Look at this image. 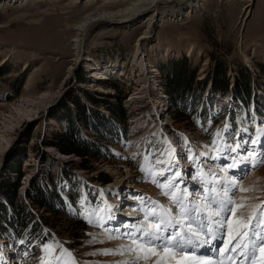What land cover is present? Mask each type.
<instances>
[{
  "label": "rangeland",
  "instance_id": "rangeland-1",
  "mask_svg": "<svg viewBox=\"0 0 264 264\" xmlns=\"http://www.w3.org/2000/svg\"><path fill=\"white\" fill-rule=\"evenodd\" d=\"M135 1L0 2V182L8 179L16 182L20 179L16 199L29 220L24 239L26 242L32 241L33 245L22 250L23 245L0 232V253L2 255L4 252L8 257L2 259L5 262L11 259V264H129L135 260L136 257L122 260L125 252L120 251V241L123 240L113 238L117 236L116 233L110 237L115 240L103 242V236H108L103 228L105 214L103 210L100 213V209L108 195L100 188L124 184L126 191L136 197L137 205L143 206L144 211L143 200L146 198L167 201L168 198L161 195L162 190L152 182L153 179H159L158 175H150L158 171L151 164L153 157L149 155L150 148L154 151L155 145L147 149L146 158L142 153L144 159L135 157L133 151L125 149L130 140L143 134V131L136 134L132 132L139 125L143 126L145 119L150 124L148 129L156 130L158 135H165L159 139V143L171 139L177 144L183 137L193 150L201 146L200 150L204 152L209 149L202 146L209 145L213 139L217 144L222 142L225 124L230 128L235 127L233 116L240 122L241 128L261 129L258 133H264V126L260 124L264 120V0H198L194 9H186L180 2L159 5L146 18L154 20L153 27H149L146 20L129 25L121 24L120 20H116V23L99 22L87 31L82 45H77L76 28L88 14L116 11ZM143 35L146 38L139 40ZM140 42L147 51L140 49L137 52V43ZM162 54H165L164 58ZM78 55L80 62L73 74L69 75V68ZM89 58V62L95 61L97 65L95 67L93 63L95 68L90 70L86 65ZM140 58L144 60L143 69L140 62H136ZM112 61H117V67L122 70L117 73L123 74L120 81H114L116 84L107 76L99 78L106 71V65ZM147 61L159 68L158 84L160 81L161 85L165 77L180 66L179 63L185 62L187 72L194 78V85L188 98L179 101L176 107L191 115L189 124L182 118L175 120L171 109L165 110L163 119L158 117V110L167 104L161 106L162 100L170 102V97L167 99L168 94L162 87L160 95L153 90L151 78L155 71L148 72L150 66ZM220 67L230 84L229 93L215 95L210 86L213 77H217L215 69ZM93 71H98L96 76H92ZM244 73L250 74L253 92L248 104L235 97L233 91L235 83L241 80ZM205 81L206 88L202 91ZM67 92H70L69 98L72 95L67 105L75 111L73 98L90 108L91 114L101 112L106 117H111L109 109L103 107L106 102L115 104L119 101L118 97H122L123 106H127L128 119L126 125H122V129L126 128L123 137L121 126L115 125L112 135H104L80 125L104 149L101 153L104 157L93 161L90 171L82 168L83 160L80 157L62 155L53 143L64 132L68 121L63 116L48 118V115ZM162 94L165 98H160ZM228 94L231 95L230 104L224 108ZM90 97L101 105L95 107ZM247 112L255 118L250 124L241 115ZM91 114L90 117H94ZM161 121L165 125L169 122L170 125L162 130L153 127L156 126L155 122L160 124ZM216 132L220 135L216 136ZM100 138L108 139L109 142L100 143ZM262 159L260 157L257 162L253 160L251 171L255 170L257 179L264 182ZM217 160L211 161L210 165H216ZM199 168L200 164L194 165L191 174H196ZM251 171L245 169L242 178L238 177L241 181L245 180V173L251 174ZM106 176L108 182H102L101 179L104 180ZM35 181L40 185L47 184L51 190L56 189L64 198V205L56 207V211L61 213L58 217L46 208L36 206L29 197L30 190L31 194H36L33 187ZM260 190L256 201L254 197L250 203L251 206L259 205L258 209L262 211L264 186ZM238 200L240 204L241 200ZM0 203L7 207L6 214L0 210V222L8 219L13 223L17 215L15 206L1 195ZM106 216L109 220L108 211ZM248 216L252 215L244 217ZM76 222L81 224L79 232L71 230ZM43 241H47L46 250ZM62 249H67L72 255L68 256L66 252L61 255ZM0 264H3L1 259Z\"/></svg>",
  "mask_w": 264,
  "mask_h": 264
},
{
  "label": "snow or ice",
  "instance_id": "snow-or-ice-1",
  "mask_svg": "<svg viewBox=\"0 0 264 264\" xmlns=\"http://www.w3.org/2000/svg\"><path fill=\"white\" fill-rule=\"evenodd\" d=\"M241 115L248 124L255 119L250 112ZM232 122L235 127L230 128L225 124L221 144L213 139L209 145L202 146L208 148V152L201 151V146L193 150L183 137L177 143L185 152L184 159L191 157L193 165L200 164L197 173L191 177L200 182V187L192 192L188 191L185 183L187 174L181 171L179 158H172L176 155L173 142L169 141L163 152L159 145L154 146V151L150 148L149 155L153 157L151 164L158 169L150 175L159 177L152 182L168 199L166 203L150 197L144 199L143 216L125 223V231L120 235L131 240L132 244L124 251L140 253L129 264H139L141 259L147 261L153 257H156L153 264H257V252L260 255L259 264H264V210L255 220L252 216H238V209L244 205L235 202L236 193L247 189H241L230 176H220L208 166L211 161L223 157L233 161L222 167L221 171L225 173L227 169L236 172L247 167L251 171L254 167L256 147L260 143L257 130H250L247 126L241 128L235 116ZM260 124L264 126V120ZM215 135L219 136L220 133L216 132ZM260 155L264 157V149L260 150ZM141 170H144L143 167ZM181 185L184 187L181 188ZM245 219L251 222L250 226L244 223ZM241 225L244 231L233 235V227ZM225 239L228 243H225ZM234 240L236 242L232 243ZM18 242L24 246L22 250L33 246L32 241L21 239ZM42 245L46 250L47 241H43ZM65 252L68 256L72 255L67 249H62L61 255ZM177 257L182 258L178 260Z\"/></svg>",
  "mask_w": 264,
  "mask_h": 264
},
{
  "label": "trees",
  "instance_id": "trees-1",
  "mask_svg": "<svg viewBox=\"0 0 264 264\" xmlns=\"http://www.w3.org/2000/svg\"><path fill=\"white\" fill-rule=\"evenodd\" d=\"M184 63H179L180 66H178L177 64L178 67L176 69H173V72H170L165 77L163 85L167 91L168 97H170L172 100L173 108L171 109V115L173 114L175 120L182 118V120L188 121L189 124L191 115L185 114L183 110L176 107V104H179V101L188 98L194 85V78L190 75V73L187 72V67L186 65H184ZM215 72L217 74V77H213L212 79V93L215 95L221 93L224 95L227 94V92L229 93L230 84H228L227 80L225 79V72L221 67L215 69ZM250 78V74H242L241 80L237 81L233 88L234 90L232 89L234 91L235 97L244 100V102H246L247 104L253 94ZM218 79L221 80L218 81ZM205 83L206 81L202 83V91L206 88ZM114 88L116 89L117 87L114 86ZM69 94L70 92H67L64 98L59 101L56 107H54L48 115V118H59L63 116L68 121L64 132L61 135H58L56 137V142L53 143L58 152L62 155H76L80 157L83 160L81 162L82 168L90 171L93 169L92 166H90L91 163L104 157L101 154L102 152H104V149L100 144H98V142H95L92 139V136L84 132L82 128L85 127L87 129H95L100 131L104 135H112L114 130L113 127L115 125L119 127L121 126V136L123 137L126 128L122 129V125H126V121L128 119L126 116V107L123 106L124 98L118 97V103L111 104L110 102H106L103 105V107L108 108L109 113H111V117L107 119L108 117H106V115H103V113L101 112H94L93 114H91L92 112L90 113V108H88L86 105L82 104L80 100H76L75 98H73V103L76 107V111L70 109L67 105V101L72 98V95L69 98ZM90 99L94 102L95 107L101 105L100 102L94 100L92 97H90ZM90 114L94 115V117H90ZM96 124L98 126H95ZM80 125H83V127H81ZM100 140V143H103V141H107L105 143L107 144L109 142L108 139L105 138H100ZM117 148L120 147L118 146ZM109 159H111V157H109ZM18 170L20 169L18 168ZM107 178L108 177L106 176V178L104 177V180L101 179V181L105 182L107 181ZM33 187L35 188L36 194H31L32 190H30L28 195L33 199L34 204L36 206L42 207V209L46 208L55 217H58L61 213L56 211V207L58 205H64L62 200L64 198L56 192V189L51 190V188L47 184L40 185L35 181ZM19 188L20 179H18V181L16 182H12L10 179L0 182V195L3 196L10 205L15 206V212L17 214L13 223L9 222L8 219L0 222V232L7 235L12 234L17 239H23L25 237L24 233L27 232V229L29 227V220L28 216L24 213L23 208H21L16 199ZM0 210H3L2 212H5L6 214V205L0 203ZM80 225V223L76 222L72 225L71 230L74 232H79ZM73 235L74 237H79V235Z\"/></svg>",
  "mask_w": 264,
  "mask_h": 264
},
{
  "label": "bare ground",
  "instance_id": "bare-ground-1",
  "mask_svg": "<svg viewBox=\"0 0 264 264\" xmlns=\"http://www.w3.org/2000/svg\"><path fill=\"white\" fill-rule=\"evenodd\" d=\"M6 2V1H9V2H13V1H17V0H0V2ZM198 0H136L135 2H133V3H131V4H129L126 8H121V9H118V10H116V11H104V12H96V13H92V14H88L86 17H85V19L78 25V27L76 28L77 29V35H76V40H75V42H77V45H82V43H83V40L85 39V35H86V33H87V31L90 29V27L91 26H93L94 24H96V23H99V22H108V23H113V22H115L116 23V20H120L121 21V24H134V23H137V22H144L145 20H146V18H147V16H149V14L151 13V12H155V11H153L152 9H154V10H156V8H158L159 7V5H164V4H166V5H172V4H175V3H181L182 5H184V6H186V9H194L195 8V4H196V2H197ZM201 1V0H200ZM189 3H191V4H189ZM189 4V5H188ZM184 6H182V7H184ZM185 10V9H184ZM147 21V24H148V26L150 27H153V19L152 18H149L148 20H146ZM147 32H145L144 34H146ZM146 38V36L145 35H143V36H140V39L139 40H144ZM79 43V44H78ZM80 47V46H79ZM137 47H138V53L141 51L140 49H142V51H147L146 50V47L143 49V47H142V44H141V42H140V44H138L137 43ZM77 54H79V53H77ZM143 55V54H142ZM163 56H162V58H164V55L165 54H162ZM166 56L168 57V54H166ZM90 57V56H89ZM92 57V56H91ZM107 58V57H106ZM156 58V57H155ZM146 60V59H145ZM148 60V59H147ZM166 60V59H165ZM89 61H91V59L89 58L88 59V62H86V63H88V64H86V65H88V68H89V70L91 69V68H95L97 65L94 63V62H89ZM99 61V60H98ZM104 61V60H103ZM140 62V66L142 67V69H143V64H144V60H142L141 58L140 59H137L136 60V62ZM80 62V59H79V55H78V57L76 58V60H75V63L74 64H72V66L69 68V71H68V74L70 75L71 73L73 74V72H74V70H75V67L77 66V64ZM96 62H97V60H96ZM93 63L95 64V67H94V65H93ZM121 63V62H120ZM147 63H149L148 61H147ZM102 64V63H101ZM113 64V63H112ZM112 64H107L106 65V71L104 72V74L102 75V74H100V76H99V78H102L101 76H106V74H107V71H113V70H115V72H117V71H122L121 69H119V67H117L118 66V64L117 63H114V65H112ZM154 64H155V62H154ZM157 64V63H156ZM147 65V64H146ZM149 66H150V69H148V72H153V71H155V75H154V77L153 78H151L152 79V86H153V90L156 92V94H159V92H160V89H161V87L165 90V92L167 93V91H166V89H165V87H164V85H161V83H160V81H159V84H158V80L160 79V73L158 72V69L156 68V66H151V63H149ZM111 67V68H110ZM146 67V66H145ZM148 67V66H147ZM123 68V67H122ZM104 69V70H105ZM117 69V70H116ZM141 70V69H140ZM86 71H88V70H86ZM96 72H98V71H96ZM96 72L95 71H93L92 72V76H96L95 74H96ZM114 73V72H113ZM126 73V72H125ZM157 75V76H156ZM93 79V78H92ZM128 80V79H127ZM92 81H94V80H92ZM106 81V80H105ZM96 82V81H95ZM122 82V81H121ZM155 84H154V83ZM116 84V83H115ZM211 86H212V84H211ZM210 86V87H211ZM155 87V88H154ZM232 89V88H231ZM106 91V90H105ZM154 93V92H153ZM208 94H210L209 93V91H208ZM160 95V94H159ZM140 96V95H139ZM142 97V96H141ZM160 98H165V95L164 94H162L161 96H160ZM167 99H169L168 98V96H167ZM138 100V99H137ZM155 100H157L156 99V97H155ZM161 100V99H160ZM159 100V101H160ZM143 100H141V102H142ZM159 101H157V102H159ZM133 102V101H132ZM162 105L161 106H164L165 104L164 103H167L166 104V106H164L165 107V109H164V107H162V110H158V117L160 118V119H163L164 117H163V113L164 112H166L165 110L166 109H172V106L170 105V103H172V101H171V98H170V102H168V101H163L162 100ZM144 103V102H143ZM169 103V104H168ZM170 105V106H169ZM221 105V104H220ZM166 116H167V114H166ZM107 119H109V118H107ZM258 120V119H257ZM154 122V121H153ZM141 123V122H140ZM164 123H163V121H161L160 122V124H157L156 122H155V125L156 126H153V127H155V128H158V129H163V127L165 128V126H169L170 125V123L168 122V125H163ZM172 124V123H171ZM139 125V124H138ZM149 126V125H148ZM148 126H147V129H148ZM124 127V126H123ZM136 127V126H135ZM134 128V127H133ZM132 129V128H131ZM134 129H136V128H134ZM133 129V130H134ZM175 129V128H174ZM153 135H156V136H158V133H157V131L156 130H152L151 128L150 129H148ZM165 130V129H164ZM261 130V129H260ZM260 130H258V131H260ZM263 130V129H262ZM258 131H257V133H258ZM133 133V132H132ZM257 136L259 137V139H260V142H262V141H264V133L261 131L260 133H258L257 134ZM166 139V138H165ZM171 140V139H170ZM174 142H175V140H174ZM130 144H132V143H130ZM220 144H221V142H220ZM263 148H264V145H263ZM262 147L260 148V147H258V149H257V152L258 151H260L261 149H263ZM125 151V150H124ZM129 153V152H128ZM260 153V152H259ZM258 157H259V155H258ZM259 159V158H258ZM257 157H256V160H255V162H257ZM214 162V161H213ZM216 165H208V166H211L212 168H214L215 169V171H216V173L218 174V175H220V176H223V175H225V174H227L228 176H230V178H232V179H234L236 182H237V184L240 186V187H242V189H247V191H244V190H241L240 192H239V196H237L236 195V198H235V200H236V203L237 204H239V200H238V198L241 200V203L240 204H243L244 205V207L243 208H241V209H238V211H237V215L238 216H245V215H252V217H253V220H255L256 218H258L259 216H260V212H261V210H258V208H259V205H253V206H251V203H250V200H253L254 199V197H255V201H256V199H257V194L259 193V192H261V190H260V188L262 187V186H264L263 184H264V182H262V180H259V179H257V176H258V174H257V172H255V170L254 171H251V174L249 173H247L244 177L246 178L245 180H242L241 181V179L238 177V176H242V170H240V172H233V170L232 169H227L226 170V173L224 172V171H221V169H222V167H224L225 166V164H231V160H228V161H226V159L225 158H223V157H221L220 159H219V161L217 162L216 161ZM221 164V165H219V164ZM243 169H244V167H243ZM205 171H206V167H205ZM243 177V178H244ZM186 184H187V187H188V191L189 192H192V191H194V190H196V189H198L199 188V186H196L194 183H193V181L192 180H190V179H188V180H186ZM111 185V184H110ZM195 185V186H194ZM110 189H112L113 190V193L116 195V201H111L110 202V205H111V211H110V213H111V217H112V214L113 213H115V214H119L120 212H126V214H128L130 217H133L134 215H135V213L136 214H138L137 212H135V211H133V209L131 208V209H129L128 208V205H129V203L130 202H132L131 201V199L129 198L130 197V192H128V191H126V188H125V185L124 184H121V185H117V186H111V187H109ZM252 191H253V194H252ZM253 197V198H252ZM260 199V198H259ZM159 201H161V202H164V203H166L167 201L166 200H159ZM261 207V206H260ZM258 211H260V212H258ZM114 218L115 219H121V217H119L118 215H115L114 216ZM113 218V219H114ZM141 218V217H140ZM139 218V219H140ZM139 219H137V220H139ZM118 223H120V222H117V223H112V226L111 227H113L114 229H115V226L116 225H120V224H118ZM126 223V222H125ZM244 223L245 224H249V226H250V223L251 222H249V221H247L246 219H245V221H244ZM124 224V222H121V226ZM122 229L124 230V228L122 227ZM123 230H122V232H123ZM244 231V227H243V225H241L240 227H236V226H234L233 227V235H236V233L237 232H243ZM121 232V233H122ZM112 233H116V232H112ZM120 232H118L117 233V236H115V237H113V238H120L121 240H123V241H120V242H122L121 243V247H120V251H123V252H125V257L123 256V259L122 260H124V261H126V260H128V259H132V258H134V257H137L138 255H140V253L139 252H131V253H129V252H127V251H124V249H126L127 247H129V246H131V244H132V241L131 240H129V239H125V238H123L120 234H121ZM108 237H104L103 235V242L105 241V242H109V241H113V240H115V239H112V238H110L112 235H111V233L110 232H107V234H106ZM237 239H239V237H237ZM117 240V239H116ZM125 241V242H124ZM236 242V241H235ZM234 242V243H235ZM113 243V242H112ZM225 243H228V240L227 239H225ZM121 248H122V250H121ZM0 252H2V251H0ZM222 255H223V253H222ZM257 255H259V252H257ZM8 257L6 256V254L3 252L2 253V255H1V260L2 259H7ZM10 258H11V256H10ZM182 257H177V259L179 260V259H181ZM121 259V258H120ZM156 259V257H153L151 260H147V261H145V260H143L142 259V261L140 262V264H153V262H154V260ZM259 260H260V255H259V259L257 260V264H259L258 262H259ZM121 261V260H120ZM132 261V260H131ZM13 262H14V260H13ZM118 262V261H117ZM2 263L3 264H11V259H10V262L9 261H7V262H5V260H2ZM124 263V262H123ZM13 264V263H12ZM225 264H227V262H225Z\"/></svg>",
  "mask_w": 264,
  "mask_h": 264
}]
</instances>
